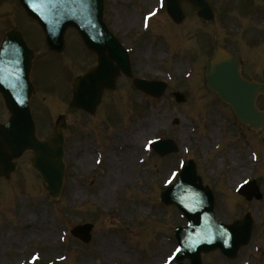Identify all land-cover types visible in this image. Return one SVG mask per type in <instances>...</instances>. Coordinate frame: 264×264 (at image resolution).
I'll use <instances>...</instances> for the list:
<instances>
[{
    "label": "rangeland",
    "instance_id": "1",
    "mask_svg": "<svg viewBox=\"0 0 264 264\" xmlns=\"http://www.w3.org/2000/svg\"><path fill=\"white\" fill-rule=\"evenodd\" d=\"M209 1L217 12L214 23L203 25L204 31L210 33L209 43L212 47L217 42L230 47L245 61L248 75L264 82V0ZM155 5V0H106V20L123 33L133 14L140 13L141 27L142 16ZM185 11L187 19L178 28L171 27L164 13H159L145 31L149 53L143 65L146 74H159L158 68L164 71L162 65L168 55L176 56L188 46L200 45L188 33L192 31L197 38V32L189 29L196 23L195 13L189 6H185ZM10 18L16 24L14 27L25 33L28 48L39 55L35 60L33 79L37 88L32 105L40 137L47 139L55 134L54 121L61 114L69 128L66 176L59 201L53 202L43 190L41 177L30 165L31 155L20 160L12 180L20 181L23 190L18 199L15 194L11 205L0 200V264H28L36 258L37 264H167L178 247L175 228L185 225L186 220L176 207L163 205L159 194L172 180L173 173L179 171L181 161L188 157L196 162L206 184L214 189L216 214L221 222L232 223L247 212L255 221L250 244L240 250L237 259H227L215 251L205 255L203 263L264 264V198L249 202L234 193L236 185L252 179L256 169L257 173H264L262 152L253 144L255 140L261 141L259 134H243L245 129L238 127L228 105L207 90L190 96L186 105L175 104L168 97L155 101L143 99L147 101L145 111L137 123L129 120L122 125L130 113L120 108L105 114L103 126L101 113L89 118L87 123L80 114L68 109V104L72 80L85 74L95 59L92 56L87 59L80 39L73 33L68 34L69 58L52 55L44 42H40L42 34L38 35L35 23L25 13L11 10ZM152 36L160 40L158 46L153 44ZM202 67L195 65L193 70L191 62L182 59L174 69L178 78L194 71L197 74L193 77L200 76L202 80ZM162 72L158 76L166 78ZM244 75L248 77L245 72ZM203 99H207L206 103ZM258 102L264 107V97ZM200 105H207L209 109ZM7 116L5 108L0 109V117ZM94 121L99 124L97 128L92 124ZM236 127L242 130L243 135H238L242 136L240 144L244 149L241 151L236 142L224 151L226 159L210 156L220 137L233 139L238 131ZM156 138L175 140L179 152L160 158L150 149V143ZM245 143L252 144L249 148L259 152L256 163L245 151ZM237 149L240 155H236ZM125 152L128 158L124 166L117 157ZM126 174L131 176L128 181L123 179ZM256 180L264 187L263 177ZM231 191L236 197H229ZM85 223L95 226L93 240L88 245L71 234L74 227Z\"/></svg>",
    "mask_w": 264,
    "mask_h": 264
},
{
    "label": "water",
    "instance_id": "2",
    "mask_svg": "<svg viewBox=\"0 0 264 264\" xmlns=\"http://www.w3.org/2000/svg\"><path fill=\"white\" fill-rule=\"evenodd\" d=\"M170 2L169 10L171 14L173 15L174 19H179L180 16V7L179 4L181 0H168ZM188 2L191 0H187ZM196 7H200L202 10V14L210 18L211 17V10L208 7V5L205 2L197 3L191 1ZM97 28L94 29L91 33L88 34L89 38H92L94 34L100 35L101 28L96 24ZM96 40V38H95ZM88 45L91 47V45L88 43ZM24 46V45H23ZM19 47L20 52L23 53L25 57H29V54L31 52H28L27 49L24 47ZM94 49L99 55L101 59V67L95 72V75L97 77H104V79H107L108 73L110 72L109 69V60L107 56L105 55L106 50L96 46ZM110 52L112 53V57L117 62L124 61V52L123 50L118 47V45L110 48ZM215 58L212 62H210L207 71L205 72L207 75V84L209 88L216 91L217 94L223 99L225 102L231 104V106L234 109V112L238 119L244 123L250 126L251 129H259L261 131L260 133L264 136V112H260L258 108L256 107V98L257 96L262 93L264 94V85L260 84L255 81L248 82L246 81L240 74V63L238 61H235L233 57H231L229 54L223 52L219 48H216L215 51ZM1 54V52H0ZM5 57H9L6 55ZM31 58V57H30ZM103 75V76H102ZM102 76V77H101ZM90 77L86 78L82 83L79 85L80 87V100L82 101V92L86 90L87 93L90 96H93L94 91V80H92L89 83ZM87 86V87H86ZM10 109L12 110L11 105H9ZM21 114H15L13 121L15 124H19L20 127H22L21 123ZM15 128H12L11 130L7 129L6 127H0V146L3 149V153L5 150V147L8 146L10 148L14 145V139L15 138ZM33 132V130H31ZM24 136L26 137V142L28 145H38L36 140L33 137L32 134H27L24 132ZM19 141V139H17ZM62 140L60 139L59 142L55 144V151H51L50 154L43 157V161L48 164V166L53 168V173L56 174L55 168L57 167L60 158L57 162V157L59 154V147L61 146ZM44 155V154H43ZM194 172L191 171V174ZM61 175V171L58 175L56 184L52 188V193L55 192L59 186V177ZM200 187V186H199ZM195 188L198 189L196 186ZM172 193L169 192V197ZM79 231L83 233H87L90 231V227H84L82 229H79ZM187 254H182L179 259H183L185 257H188ZM197 259L196 263L200 264V255L196 254L194 257H192V260ZM176 263V262H175ZM193 264H195V261H193Z\"/></svg>",
    "mask_w": 264,
    "mask_h": 264
},
{
    "label": "bare ground",
    "instance_id": "3",
    "mask_svg": "<svg viewBox=\"0 0 264 264\" xmlns=\"http://www.w3.org/2000/svg\"><path fill=\"white\" fill-rule=\"evenodd\" d=\"M126 157H127V153L125 152L124 154H121L120 156H118L117 159H119V162H121V164L125 166L127 163L126 159L128 158ZM123 179L125 181H128L129 179H131V176L129 174L128 175L126 174V176L125 175L123 176Z\"/></svg>",
    "mask_w": 264,
    "mask_h": 264
},
{
    "label": "snow or ice",
    "instance_id": "4",
    "mask_svg": "<svg viewBox=\"0 0 264 264\" xmlns=\"http://www.w3.org/2000/svg\"><path fill=\"white\" fill-rule=\"evenodd\" d=\"M176 173H173V177H175ZM169 183H171V181H169Z\"/></svg>",
    "mask_w": 264,
    "mask_h": 264
}]
</instances>
